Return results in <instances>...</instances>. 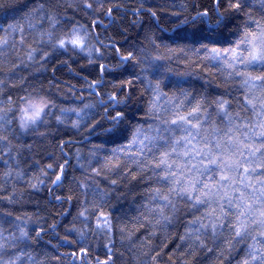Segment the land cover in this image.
<instances>
[{
  "label": "snow or ice",
  "instance_id": "6c2138e0",
  "mask_svg": "<svg viewBox=\"0 0 264 264\" xmlns=\"http://www.w3.org/2000/svg\"><path fill=\"white\" fill-rule=\"evenodd\" d=\"M256 3H173L171 17L178 21H174V36L171 43H157L161 38L155 33L167 31L158 14L166 6L146 7L149 0H139L132 10L138 17L133 24L142 23L141 17L147 15L149 27L140 44L124 47L111 37L105 42L96 31L98 26L107 31L104 20L97 18L99 13L114 24V8L117 13L123 10L115 0H65L63 4L45 0L33 6L0 0V64L5 65L0 67V159L8 157L3 159L5 170L0 173V204L22 206L26 191H39L50 181L47 191L53 199L77 209L72 226L65 227L61 236L55 222L49 224L36 214L16 215L8 207L0 208V264H26L25 255L27 264H44L25 250L49 232L60 241L53 246L56 251L65 245L75 247V251L61 254L69 257L71 264H92L90 236L102 241L105 249L106 258L95 256V264H117V240L120 246H127L131 264H158L157 258L171 239L178 241L173 247L185 258L181 264H191L200 253H212L218 264H232L233 254L238 252L242 254L235 264H264V0H258V15L253 14ZM61 7L64 16L58 11ZM68 8L74 11L71 17L66 15ZM80 12L87 23L76 19L75 13ZM203 24L208 25L206 34L204 30L185 29V25L196 29ZM112 54L117 64L102 62ZM65 56L81 57L97 70L95 79L82 77L88 95L95 97L85 102L81 94L82 106L66 107L58 102L63 86L69 93L75 87L56 75L63 67L72 71L69 60L62 59ZM171 61L205 72L215 68L224 92L210 97L184 87L187 81L177 80L169 94L162 84L169 80ZM198 61H208L209 67ZM29 68L33 71L24 75ZM48 71L51 76L45 77V84L37 74ZM115 73L120 75L114 76L112 90L102 91L105 75ZM134 80L149 93L144 123L133 124L129 117L134 95L129 89H134ZM70 131L87 134L86 139L104 137L89 153L98 167L91 162L87 168L80 164L77 149V163L84 175L73 177L79 189L75 197L53 191L65 186L67 158L55 168L51 163L46 166L54 178L41 168L40 176L33 174L25 180L18 157L21 148L31 150L32 145L14 141L24 136L55 138ZM72 142L58 140L62 154L65 145ZM107 144L116 146L109 155L98 157ZM101 179L106 187H101ZM133 181L142 192L139 214L129 228L119 218L114 223L112 213H106L104 207L111 199L125 195L124 189ZM18 182L26 186L24 190L18 188ZM33 216L38 230L29 228ZM93 219L95 223L89 227ZM77 221L83 227H76ZM139 228L147 234L136 237ZM175 229L182 231L173 235L170 230ZM161 235L163 241L153 245Z\"/></svg>",
  "mask_w": 264,
  "mask_h": 264
},
{
  "label": "trees",
  "instance_id": "16d2710c",
  "mask_svg": "<svg viewBox=\"0 0 264 264\" xmlns=\"http://www.w3.org/2000/svg\"><path fill=\"white\" fill-rule=\"evenodd\" d=\"M7 3L15 2L17 4L29 3L30 6L35 4L45 2V0H5ZM61 4L65 2V0H60ZM71 2V0H68ZM115 2L121 3L123 5V10L118 12L114 8L113 14L117 17L114 24H109V21L104 17L103 13H99L97 18L104 20V25H107V31L103 26H98L96 31H98L101 35V39H104L105 42H108L109 37L114 38L117 45H123L124 47L133 46L135 47L137 44L143 40L145 32L149 27V17L147 15H143L141 17L142 23L133 24V21L137 20L138 17L132 14V10L138 7L139 0H115ZM182 2H188V0H149V6L151 4H159L166 6L164 12H159L158 14L161 16V26L167 31L160 33L156 32L155 35L160 36V40L157 43H160L161 40L167 43H171V37L174 36V32L172 29L174 28L175 17H171V12L174 9L171 8V5L175 3L179 6ZM111 6L106 4V7ZM61 16L65 15V9L61 7L58 10ZM192 15L195 13L192 12ZM253 14L258 15V0L256 3V8H253ZM66 15L71 17L74 15V11L71 8H68L66 11ZM76 19L81 20L82 22L87 23V19L84 17L82 12L75 13ZM178 22V21H175ZM47 25L45 24V27ZM27 30V25H25ZM208 25H198L196 29H193L190 25H185V29L189 32L204 30L206 34ZM27 35V31H26ZM34 35V33H33ZM17 41L19 40V36L16 37ZM32 40V36H28V42L30 43ZM19 50V46H18ZM203 56V51L201 52ZM62 59L69 60L70 68L68 67L60 68L57 72V76L61 81L68 82L70 85H74L75 87L72 89V93L68 92L67 86H63L62 92L60 95V100L58 102L62 103L64 106H82V101L78 99V97L82 94L84 97V101L94 100L95 97H90L88 95V90L86 88L85 82L82 77L87 76L89 80L97 78V70L89 66L87 61L81 57H62ZM105 64H117L118 60L115 58V54H112L107 59L102 61ZM198 63H203L207 68L209 67L208 61H198ZM5 65L0 64V67H4ZM169 67L172 71L168 74L169 80H165L162 84L164 91L171 92L174 90L172 88V84L177 80L187 81L184 84V87H191L195 93L206 92L210 97H214L215 95L221 94L224 92V84L222 79L216 74L215 68H210L209 71L205 72L201 70V68L196 67H186L183 63H178L176 61L169 62ZM29 71H33L32 68H29L24 71V75H28ZM138 71V69H137ZM77 73L79 75H77ZM183 73H191V75H178ZM39 76V80L43 83H47L45 77L51 76V71L44 72L43 74H37ZM120 73L115 74H106L105 75V87L102 91H111V85L114 80V76H118ZM0 78H3V73H0ZM31 79V77H30ZM135 87L134 89H129L133 92V100L129 107V117L132 120V123H144V112L146 109V101L149 98V93L145 91L144 86L139 81H133ZM16 91V90H12ZM55 91V89L53 90ZM106 98V97H105ZM74 118V117H73ZM147 127V125H145ZM43 131V129H41ZM85 135H80L75 132H67L64 135H57L54 137L42 138L38 136H24L20 141H14V144H31L32 149L29 150L27 148L20 149V156L18 159L20 160V168L24 169L26 172L25 180H27L30 176L35 174L36 176H40V169L44 168L47 170V165L49 163L53 164L55 168L57 163H62L64 158H67L69 163L65 166L67 172V179L65 180V186L60 189H53V191L58 195H75L78 193L79 189L76 185V182L73 180V177L83 178V172L80 169L77 163V149L80 150L81 159L79 161L80 164H83L85 168L88 167L89 162L92 163L93 166H99L97 164L96 159H92L89 155L92 150V146L94 144H100L103 142L104 137L102 135L96 136L93 135L90 139H86ZM72 140L71 144L65 145L64 153L62 154L60 148L58 146V140ZM123 143H127L126 140L122 141ZM114 144H107L105 146V150L98 154V157H103L104 155H109L112 147H115ZM15 153V149L13 150ZM3 153H0L2 156ZM3 159H8L7 156H3ZM3 159H0V173L5 170V165L3 163ZM9 163L15 167V163L12 160H9ZM49 178H54V174L51 171H48ZM101 187H106L107 185L101 179L100 180ZM25 185L23 183L18 182V188L20 190L25 189ZM51 187L50 181H46L45 185L40 188L39 191L28 190L25 192L23 197V205H17L15 207L7 206L0 204V208L8 207L10 211H13L16 215H22L24 212L28 214H36V216H41L47 219L48 223H57L58 228L57 231L60 232L61 236H63L64 228L72 226V216L76 215L77 209L75 207H69L68 204L61 205L57 201H55L51 194L48 193L47 189ZM72 189L73 191L70 193L68 190ZM125 195H122L119 199L113 198L109 202L107 206L104 207V211L111 212L113 216L114 223L117 222V218H119V222L127 224L129 228L132 227L134 223V217H136L138 213V204L141 201V192L142 188L137 187L136 182L133 181L129 185L128 188L124 189ZM75 199L73 200V204H75ZM60 212H70L71 215L61 217L59 215ZM36 216H33V222L29 223L30 229H37L38 226L34 222ZM45 228L48 227V224L44 223V220H40L39 222ZM95 223L94 219L90 221L89 227H91ZM5 228L9 227L8 225H4ZM76 227L81 228L83 225L77 221ZM139 227V226H137ZM182 229L170 230L173 235L179 234ZM146 231L143 228H139L138 231L135 232L136 237H142L146 235ZM71 239H75V236H72ZM51 240L52 244H47V241ZM163 241V236H159L157 239L152 241L153 245L159 244ZM60 241L55 237L54 234L49 232L48 235H44L43 239L37 243L33 244L30 248L26 249V253H30L35 259L41 260L44 264H71L70 258L64 255L63 253H68L71 251H75L74 246H63L59 248V251L54 249V245L59 243ZM89 243L92 244L91 253L89 259L92 260V264H95V256H99L101 260H104L105 257V249L102 246V241L97 242L95 237H89ZM97 243H100L101 246L97 248ZM178 243L177 240L171 239L167 247L163 249L161 255L157 258L158 264H181V260L185 259L179 255L174 249V244ZM117 264H131V253L127 251V246H120L119 240H117ZM123 252L124 255L122 257L119 256V253ZM47 253V255H45ZM242 253H234V259L232 264H235V259H238ZM53 256L59 257V260L53 259ZM24 260L27 264V255H25ZM191 264H218L215 256L212 253H200L198 258L191 262Z\"/></svg>",
  "mask_w": 264,
  "mask_h": 264
}]
</instances>
